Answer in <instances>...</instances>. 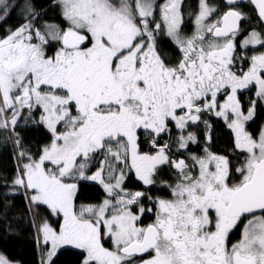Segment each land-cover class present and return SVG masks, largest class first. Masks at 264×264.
Wrapping results in <instances>:
<instances>
[{
	"label": "snow or ice",
	"instance_id": "1",
	"mask_svg": "<svg viewBox=\"0 0 264 264\" xmlns=\"http://www.w3.org/2000/svg\"><path fill=\"white\" fill-rule=\"evenodd\" d=\"M198 2L189 35L182 0H0V22L19 21L0 34V135L39 264L61 250L78 264H264V124L249 131L264 110V0ZM213 115L225 154L211 151ZM29 125L47 133L35 150ZM131 173L144 190L127 189ZM81 181L104 198L78 205Z\"/></svg>",
	"mask_w": 264,
	"mask_h": 264
},
{
	"label": "trees",
	"instance_id": "2",
	"mask_svg": "<svg viewBox=\"0 0 264 264\" xmlns=\"http://www.w3.org/2000/svg\"><path fill=\"white\" fill-rule=\"evenodd\" d=\"M163 0H158L161 3ZM210 3L219 4L221 0H209ZM198 0H183V29L186 34L190 33L193 27L195 13L198 12ZM38 6L47 7L48 0H37ZM252 9L248 2L243 3L242 11L249 12ZM189 13H193L189 15ZM19 21L13 16L6 23L0 22V34L4 29L14 27ZM246 32H250L252 27L259 30V25L253 20L251 26L244 25ZM246 32L244 34H246ZM241 34L240 37H244ZM254 93L245 92V105L247 96ZM208 119V117H205ZM213 125V138L211 151L217 154H225L232 147V138L224 123L220 120L210 119ZM264 123V110L259 109L255 118V123H251L249 131L258 132L261 124ZM202 125L199 131H203ZM23 137L25 145L35 150L42 145L47 139V133L42 128L26 129ZM12 145L3 142V136L0 135V253L8 255L18 264H39V253L33 238L34 229L30 224V216L27 212V202L22 192H13L11 190V180L15 176L16 160L13 156ZM129 183H132L131 179ZM7 185V186H6ZM103 192L100 187L81 181L78 190V204L97 203L100 201ZM5 209H7L5 211ZM239 233L234 239L238 238ZM56 264H78L76 250H61L56 259Z\"/></svg>",
	"mask_w": 264,
	"mask_h": 264
},
{
	"label": "flooded vegetation",
	"instance_id": "3",
	"mask_svg": "<svg viewBox=\"0 0 264 264\" xmlns=\"http://www.w3.org/2000/svg\"><path fill=\"white\" fill-rule=\"evenodd\" d=\"M245 3V2H244ZM242 23H243V21H242ZM244 37H240V36H238V41L239 40H242ZM249 48L251 49V50H247V54L248 55H251L256 49H259L260 51H264V48H260L259 47V45H257L256 46V49H252L251 48V46H249ZM241 51H243V50H240V49H238V54H240V52ZM223 102V100L221 99V103ZM243 102L245 103V94H244V100H243ZM259 110V109H258ZM258 110H257V114H258ZM206 119V118H205ZM211 119H214V120H222V119H220V118H217V117H211ZM202 126V124L200 125V127ZM191 130H193V131H196V133H197V136H198V139L201 141V144H200V146L199 147H197V145H191L190 146V148H191V151H193V152H196L197 154H200L201 152H202V149H203V140H204V135H203V131H199L200 129H196V128H193V129H191ZM165 139H167V137H165ZM173 151L175 152L176 151V148H175V146H173ZM181 152H183L184 153V156L183 157H179V158H185L187 155H188V153L187 152H184V150H181ZM169 175H170V173L168 172V170H167V167L165 166V171L164 172H162L161 173V179H164V180H167V179H169ZM131 179V181H132V183H129V180ZM84 183H87V184H91V185H96V186H98V187H100V189L102 190V192H103V189L101 188V186L97 183V182H94V181H84ZM125 184H126V187H127V189L128 190H131V191H137V190H140V191H142V190H144V187L145 186H143L142 185V182H140V181H138L137 180V178L135 177V174L134 173H131V174H129L128 175V177H127V179H126V181H125ZM161 186L158 184L155 188H153L152 189V194L155 196V195H161V196H163V195H165V193L164 192H162V191H158L157 189H159ZM103 194H104V192H103ZM103 196V195H102ZM100 197H101V195H100ZM99 197V198H100ZM100 201H101V199H100ZM98 203V202H97ZM145 223H149L150 222V218H145V221H144ZM235 238V235L232 237V239L233 240H235L234 239Z\"/></svg>",
	"mask_w": 264,
	"mask_h": 264
},
{
	"label": "rangeland",
	"instance_id": "4",
	"mask_svg": "<svg viewBox=\"0 0 264 264\" xmlns=\"http://www.w3.org/2000/svg\"><path fill=\"white\" fill-rule=\"evenodd\" d=\"M165 2V0H163L161 3H164ZM182 2H183V0H182ZM198 9H199V3H198ZM52 13H54V22L55 23H60V20L58 19V18H56V12L54 11V10H52ZM195 30V18H194V21H193V27H192V30L190 31V33H188L189 35L193 32ZM213 117H214V115H213ZM37 119H38V114H37ZM222 122H223V120H221ZM224 123V122H223ZM264 124V123H263ZM22 127H23V125H21ZM37 129V128H42V130L43 131H45L46 132V129L43 127V126H35V125H29L28 127H27V129ZM25 131V130H24ZM24 131H22L21 132V135L23 136V134H24ZM2 136V135H1ZM95 163V162H94ZM94 170V169H93ZM102 188V187H101ZM104 196H105V193H104V195L102 196V197H100V199L102 200L103 198H104ZM100 202V201H99ZM78 204V203H77ZM88 204H96V203H88ZM79 205V204H78Z\"/></svg>",
	"mask_w": 264,
	"mask_h": 264
},
{
	"label": "crops",
	"instance_id": "5",
	"mask_svg": "<svg viewBox=\"0 0 264 264\" xmlns=\"http://www.w3.org/2000/svg\"><path fill=\"white\" fill-rule=\"evenodd\" d=\"M53 16H54V13H52V10L50 9V10L48 11V13H47V17H48V18H51V19H52V22L55 21Z\"/></svg>",
	"mask_w": 264,
	"mask_h": 264
},
{
	"label": "water",
	"instance_id": "6",
	"mask_svg": "<svg viewBox=\"0 0 264 264\" xmlns=\"http://www.w3.org/2000/svg\"><path fill=\"white\" fill-rule=\"evenodd\" d=\"M246 1L248 2V0H243V3L246 2ZM248 4H249V3H248ZM249 5H250V4H249ZM250 7H251V8H254V6H252V5H250Z\"/></svg>",
	"mask_w": 264,
	"mask_h": 264
}]
</instances>
